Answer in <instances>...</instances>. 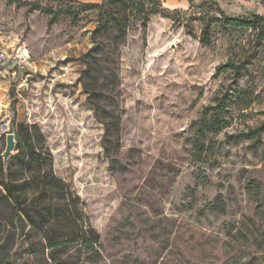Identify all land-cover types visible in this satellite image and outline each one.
Instances as JSON below:
<instances>
[{
  "label": "rangeland",
  "instance_id": "obj_1",
  "mask_svg": "<svg viewBox=\"0 0 264 264\" xmlns=\"http://www.w3.org/2000/svg\"><path fill=\"white\" fill-rule=\"evenodd\" d=\"M253 14L264 0H0V123L33 126L74 209L45 224L35 190V226L3 209L0 264H264V130L256 146L247 135L264 123ZM228 61L239 73H216ZM90 94L99 115L119 116L114 168ZM5 148L0 133V178L19 151L5 165ZM87 227L100 257L81 245Z\"/></svg>",
  "mask_w": 264,
  "mask_h": 264
},
{
  "label": "trees",
  "instance_id": "obj_2",
  "mask_svg": "<svg viewBox=\"0 0 264 264\" xmlns=\"http://www.w3.org/2000/svg\"><path fill=\"white\" fill-rule=\"evenodd\" d=\"M20 1V0H17ZM193 2V0H190ZM207 0H203L205 3ZM221 14L225 15V12L219 8ZM253 17L257 21L264 23V14H253ZM226 25L231 26H252L254 21L248 17L238 18L225 16ZM146 19L144 23H147ZM100 27L94 30V36L99 34ZM187 33L194 35L191 28H187ZM200 42L205 45L211 44V34L209 28L206 26L200 36ZM90 56L95 58V51L92 48L89 52L81 56V60L86 62L87 68L84 71L86 73L91 65ZM241 66L235 62L228 61L220 64L217 67L216 73L225 72L228 69H235L236 73H239ZM87 88V84H86ZM93 95L90 94V101L96 104L95 113L98 118L104 124V137L103 147L106 155L110 158V166L115 167L116 159L113 156V152L119 148V128L114 125L119 123V116L104 112V117L99 115L98 104L93 100ZM33 126L21 124L18 132L16 133L17 146L19 151L13 156V160L7 167V172L2 171V178H0V215L3 213V209H6L11 218V222L16 224L21 222L22 227L27 224L32 226L36 225V218L33 216L34 209L27 205L25 202V194L30 190H35L48 200V202L42 207L41 219L45 224H50L60 220L61 217L74 211L72 203H65L60 205L59 201L66 200L68 196L72 195L71 189L65 180L55 174L52 164V156L45 149L44 145H41L40 139L36 132L33 131ZM264 130V123L257 128L248 132L249 137L257 136L254 141L255 146L261 142V131ZM6 165V164H5ZM55 199V201H54ZM17 225V224H16ZM100 235L93 228L84 230L80 236L82 247L87 252H91V256L100 257V249L97 248L99 244ZM73 241L72 238H65L60 243L54 245L67 244ZM5 244H0V248H4ZM97 248V249H96Z\"/></svg>",
  "mask_w": 264,
  "mask_h": 264
},
{
  "label": "water",
  "instance_id": "obj_3",
  "mask_svg": "<svg viewBox=\"0 0 264 264\" xmlns=\"http://www.w3.org/2000/svg\"><path fill=\"white\" fill-rule=\"evenodd\" d=\"M2 133H6V148L3 152L4 162L8 163L9 158L14 154V150L17 146L16 134L13 131H10L9 125L6 120L1 123ZM1 133V134H2Z\"/></svg>",
  "mask_w": 264,
  "mask_h": 264
},
{
  "label": "built area",
  "instance_id": "obj_4",
  "mask_svg": "<svg viewBox=\"0 0 264 264\" xmlns=\"http://www.w3.org/2000/svg\"><path fill=\"white\" fill-rule=\"evenodd\" d=\"M5 54L3 52H0V65L3 63V61L5 60Z\"/></svg>",
  "mask_w": 264,
  "mask_h": 264
},
{
  "label": "bare ground",
  "instance_id": "obj_5",
  "mask_svg": "<svg viewBox=\"0 0 264 264\" xmlns=\"http://www.w3.org/2000/svg\"><path fill=\"white\" fill-rule=\"evenodd\" d=\"M3 109H4V104L0 101V112H1ZM1 130H2V126H1V123H0V133H2Z\"/></svg>",
  "mask_w": 264,
  "mask_h": 264
}]
</instances>
